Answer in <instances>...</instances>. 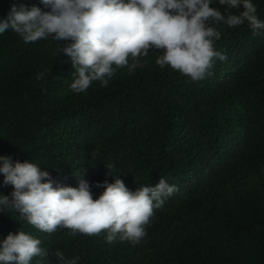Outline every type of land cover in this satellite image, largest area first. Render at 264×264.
I'll list each match as a JSON object with an SVG mask.
<instances>
[{"label":"trees","instance_id":"1","mask_svg":"<svg viewBox=\"0 0 264 264\" xmlns=\"http://www.w3.org/2000/svg\"><path fill=\"white\" fill-rule=\"evenodd\" d=\"M13 3L0 0V15ZM264 21V0H253ZM211 6V5H210ZM222 15L238 14L242 6ZM221 36L212 75L192 81L160 68L161 49L129 57L108 85L85 93L70 87L75 72L57 48L70 41L25 43L0 33V155L32 161L64 186L120 176L126 187L155 186L160 177L178 191L155 209L138 243L112 242L107 232H42L15 211L0 215V240L20 228L41 240L47 256L32 264H264V31L214 24ZM43 73L41 79L38 74ZM0 194L9 195L3 184Z\"/></svg>","mask_w":264,"mask_h":264},{"label":"clouds","instance_id":"2","mask_svg":"<svg viewBox=\"0 0 264 264\" xmlns=\"http://www.w3.org/2000/svg\"><path fill=\"white\" fill-rule=\"evenodd\" d=\"M37 5L13 3L0 15V33L15 32L25 43L51 39L70 41L57 48L70 60L75 78L74 93H85L93 82L107 86L117 68L129 65V57L147 56L161 49L155 63L170 67L192 81L212 75L217 60L226 55L215 41L221 32L214 24L228 27L245 23L253 32L264 31L253 0H39ZM242 6L238 14L222 15ZM211 5V6H210ZM40 73L37 79L43 78ZM96 183L103 191L93 199L92 185L76 178V186H64L32 161H13L0 155V175L11 185L9 195L0 194V215L15 211L36 229L53 233L58 227L73 234L96 235L107 232L106 239L138 244L146 235L155 209L178 191L176 185L160 177L153 186L135 191L126 187L120 176ZM41 240L20 228L0 240V264H32L34 257L47 256ZM61 264H79V257L65 258L54 253Z\"/></svg>","mask_w":264,"mask_h":264}]
</instances>
